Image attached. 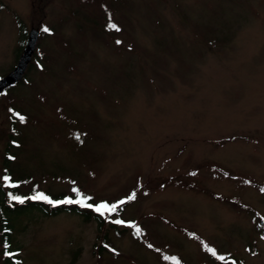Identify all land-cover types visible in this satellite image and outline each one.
Listing matches in <instances>:
<instances>
[{
	"label": "rangeland",
	"instance_id": "374dc122",
	"mask_svg": "<svg viewBox=\"0 0 264 264\" xmlns=\"http://www.w3.org/2000/svg\"><path fill=\"white\" fill-rule=\"evenodd\" d=\"M113 20L99 37L76 0H0V75L23 30L55 31L12 92L33 122L10 170L124 221L98 257L93 222L12 219L17 264H264V0H125Z\"/></svg>",
	"mask_w": 264,
	"mask_h": 264
},
{
	"label": "trees",
	"instance_id": "16d2710c",
	"mask_svg": "<svg viewBox=\"0 0 264 264\" xmlns=\"http://www.w3.org/2000/svg\"><path fill=\"white\" fill-rule=\"evenodd\" d=\"M124 2L125 0H76L77 8L83 12L84 21L87 27L90 28V32L99 37L100 33L110 34L121 31L113 20V14L117 8H120V5H124ZM110 24L116 25L119 30L110 28ZM48 29V32H44L43 29L40 30L30 63L21 80L10 87L4 88L0 93V100L6 101L4 111L7 115V128L0 132V141L2 142V153L0 154V264H17L19 262L17 256L18 249L13 247L10 241V235L13 229L12 219H18L20 216H29L35 212L40 213L43 217L71 214L80 217L85 223L93 222L97 232L101 234L100 236L102 239L100 245L96 248V255H98V257L102 252L112 249L107 239V233L110 232L116 235H121L123 233V229H119L117 226L118 223H116V221L124 222L118 217L119 215L115 220L110 218L116 217L115 215L121 211L119 208L115 210L114 213H110V209L114 205V202L111 203L101 199L94 200L92 197L75 191L57 193L51 192L47 188L39 190L37 181L32 180L31 177H25L19 172L13 173L9 168L8 164L16 160V156L12 150L18 149L22 140H24L23 128L27 126V123L33 122L28 119L27 116H24L25 114L21 109L13 106L12 92L19 86L25 84L29 72L33 68H36V66H39V42L45 35H53L55 33L53 28ZM77 30L81 32L80 28ZM22 32L23 36L19 42L14 61H16L26 42V32L24 30ZM58 45L66 50L64 43L59 41ZM20 117H23V120H21ZM77 136H79V139H77ZM81 138L80 134L75 132V139L73 140L75 143H72V145L77 143L81 144ZM41 193H43L47 199L34 198ZM14 197H19L24 202L19 203ZM48 200L60 203L50 204ZM68 200L81 201V203H63V201ZM85 204L91 205L92 207H85ZM101 204L108 205V209H102L101 212H97L95 209ZM224 260L225 259H223V261ZM223 261L221 260L220 263L222 264Z\"/></svg>",
	"mask_w": 264,
	"mask_h": 264
},
{
	"label": "water",
	"instance_id": "95a60500",
	"mask_svg": "<svg viewBox=\"0 0 264 264\" xmlns=\"http://www.w3.org/2000/svg\"><path fill=\"white\" fill-rule=\"evenodd\" d=\"M38 33L35 30H30L26 36V43L19 54L15 65L5 76L0 77V92L2 89L10 87L17 82H19L30 62L31 56L33 54ZM260 224H262L261 219H259ZM226 264H234L232 260H227Z\"/></svg>",
	"mask_w": 264,
	"mask_h": 264
},
{
	"label": "snow or ice",
	"instance_id": "6c2138e0",
	"mask_svg": "<svg viewBox=\"0 0 264 264\" xmlns=\"http://www.w3.org/2000/svg\"><path fill=\"white\" fill-rule=\"evenodd\" d=\"M109 27H110V28H114V29H116V30H119V29L117 28V26L114 25V24H110ZM43 31H44V32H48L49 29L45 27V28L43 29ZM118 43H119V41H118ZM20 119L23 120V117H20ZM77 139H79V136H77ZM74 191H75V189H74ZM34 198H35V199H47V197H45L43 193L39 194L37 197H34ZM14 199H16L19 203H23V202H24V201H23L22 199H20L19 197H14ZM73 202H75V203H81V201H71V200L63 201V203H73ZM48 203H50V204H54V203H60V202H53V201H51V200H48ZM84 206H85V207H92L91 205H88V204H85ZM102 209H108V205H106V204L98 205V206L96 207L95 210H96L97 212H101ZM110 210H113V211L116 210V206L113 205L112 208H111ZM116 223H122V222H121V221H116ZM137 233H139V229H137ZM149 246L151 247V245H149ZM210 251H212L213 254L215 255L214 250H211V249H210ZM221 259H223V257H221Z\"/></svg>",
	"mask_w": 264,
	"mask_h": 264
},
{
	"label": "flooded vegetation",
	"instance_id": "af4514ba",
	"mask_svg": "<svg viewBox=\"0 0 264 264\" xmlns=\"http://www.w3.org/2000/svg\"><path fill=\"white\" fill-rule=\"evenodd\" d=\"M23 33V32H22ZM23 36V35H22ZM22 39V38H21ZM2 77V76H1Z\"/></svg>",
	"mask_w": 264,
	"mask_h": 264
}]
</instances>
